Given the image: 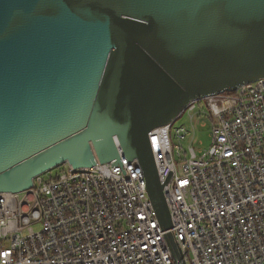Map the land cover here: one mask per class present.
Masks as SVG:
<instances>
[{
    "label": "water",
    "instance_id": "95a60500",
    "mask_svg": "<svg viewBox=\"0 0 264 264\" xmlns=\"http://www.w3.org/2000/svg\"><path fill=\"white\" fill-rule=\"evenodd\" d=\"M259 79L264 0H0V193L65 162L117 164L116 138L169 229L148 132Z\"/></svg>",
    "mask_w": 264,
    "mask_h": 264
},
{
    "label": "built area",
    "instance_id": "2783aa9c",
    "mask_svg": "<svg viewBox=\"0 0 264 264\" xmlns=\"http://www.w3.org/2000/svg\"><path fill=\"white\" fill-rule=\"evenodd\" d=\"M182 115L190 131L173 128ZM208 123L206 151L179 145ZM147 138L169 229L114 138L117 164L65 162L27 191L0 193V264H177L169 236L181 264H264V79L190 100Z\"/></svg>",
    "mask_w": 264,
    "mask_h": 264
},
{
    "label": "rangeland",
    "instance_id": "374dc122",
    "mask_svg": "<svg viewBox=\"0 0 264 264\" xmlns=\"http://www.w3.org/2000/svg\"><path fill=\"white\" fill-rule=\"evenodd\" d=\"M199 123L200 121H198L197 125ZM181 126L186 129L189 128L190 131V123L185 115H182L179 119L173 122V128ZM210 142V123H208L207 127L205 128H199L198 126H196L193 137L192 133L188 134L184 140L180 141L179 145H181L185 151L188 149V146L191 145L195 150L196 154L199 155V153H202L209 148ZM56 170V168H53L51 171L54 173ZM34 229L36 230L37 227L34 226Z\"/></svg>",
    "mask_w": 264,
    "mask_h": 264
}]
</instances>
